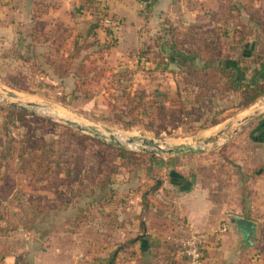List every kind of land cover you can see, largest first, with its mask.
Returning <instances> with one entry per match:
<instances>
[{"label": "rangeland", "instance_id": "rangeland-1", "mask_svg": "<svg viewBox=\"0 0 264 264\" xmlns=\"http://www.w3.org/2000/svg\"><path fill=\"white\" fill-rule=\"evenodd\" d=\"M231 2L226 10L231 7L233 13L184 31L187 36H178L177 41L202 55L196 59L198 68L208 56L229 58L238 61L249 79L254 68L264 66V0ZM26 3L0 0V264H117L124 244L131 250L128 242L136 234L129 230L132 220L137 216L141 227L148 217L145 206H140L141 195L162 187L158 172L165 165L175 168L174 174L204 171L217 178L227 199L234 196L229 203L241 201L238 190L245 191L249 201L257 180L247 175L244 181L242 175L257 166L250 151L264 125V77L244 83V89L224 91L226 75L219 74L197 104L191 85L174 73H178L174 49L167 48L168 60L160 68L147 59L137 60L131 51L127 62L116 66L94 55L91 46L85 48L92 40L79 35V53L70 60L61 56L69 45L64 31L57 33L48 26L42 35L30 38L35 14H26ZM155 22L142 42L157 36L158 43L167 42L163 28L175 25L168 19ZM210 40L215 44L209 53L204 48ZM115 43L111 39L104 44ZM180 106L189 115L185 119L176 114L172 123L168 113H180ZM257 108L258 117L238 123ZM162 111L165 121L159 116ZM66 120L110 132L123 147ZM129 136L152 139L164 149L185 144L203 150L143 151L135 147L141 141L126 142ZM118 149L126 151L124 157ZM108 192L113 195L109 205L103 199ZM251 217L258 221V216ZM263 224L253 240L255 260L249 264H264Z\"/></svg>", "mask_w": 264, "mask_h": 264}, {"label": "crops", "instance_id": "crops-1", "mask_svg": "<svg viewBox=\"0 0 264 264\" xmlns=\"http://www.w3.org/2000/svg\"><path fill=\"white\" fill-rule=\"evenodd\" d=\"M229 1L241 2V0H149L144 3L140 0H107L106 11L117 23L109 27L112 29L110 33L106 31L107 26L101 22L97 6L85 0H27L26 14L34 13L35 19L45 21L46 27L54 26L57 33L65 32L66 41L69 43L66 51L79 35L88 41L93 40L95 36L98 42L90 47L96 49L94 55L101 57L104 62L117 66L124 65L128 59V52L137 49L142 40L150 35L155 21L168 19L179 31L186 32L193 28L197 29L210 20L228 16L229 12L233 13L230 8L226 10V3ZM111 39L116 40L115 45L105 47L104 43ZM257 138L258 142H254L255 149L250 151V155L254 158V163L264 165V125L259 128ZM235 164L238 165V162ZM165 166L162 172H158L163 176L162 187L160 186L153 195L150 189L145 191L144 196L141 195L144 201L148 197L154 203H157V199L162 201V208L157 209L158 206L150 204L149 209H143L148 216L143 227H140L137 216L132 220L129 230L131 234L136 233L133 234V238L141 237L131 245V250L126 248L118 254L117 264H182L177 257L171 261V254L165 247L170 244L166 238L170 228L195 230L208 236L205 264H249L250 261H254L251 256L256 245L253 243L248 248L244 246L242 232L231 223L230 218L237 216L252 221L248 218L249 215L258 216V221L253 220L258 231L260 222L264 221V176L252 175L257 182L254 183L251 192L253 196L251 195L249 201L245 197V191L238 190L242 197L241 201L229 203L228 200L234 196L227 199L226 191L222 189L221 192V184L217 178L209 177L204 171L197 170L193 172L181 170L174 174L171 170L175 168ZM181 167L187 168L184 165ZM179 174L187 180L186 188L182 189L172 183L178 180ZM164 187L168 188L164 190ZM137 194V191L132 193L136 199ZM140 206L142 207V203ZM243 210L246 211L245 215H241ZM222 226H226L224 231L220 230ZM74 257L76 258L75 255Z\"/></svg>", "mask_w": 264, "mask_h": 264}, {"label": "trees", "instance_id": "trees-1", "mask_svg": "<svg viewBox=\"0 0 264 264\" xmlns=\"http://www.w3.org/2000/svg\"><path fill=\"white\" fill-rule=\"evenodd\" d=\"M231 6V5H230ZM233 7V6H232ZM232 10V8L230 7V11ZM233 11V10H232ZM102 14V13H101ZM101 14L99 17H101ZM32 17L34 18V20H31L30 25H32L31 29H30V38L33 37H38L39 35L43 34V31L46 27V22L40 19H35L36 17L34 15H32ZM109 17L111 19V24L110 26L106 27V31L108 33L111 32V26L117 25L116 20H114L113 16L109 14ZM162 24H166L165 20L163 21ZM169 29H165L163 28L164 34L167 39L165 41L167 42H162V43H158L157 39L158 36L156 37L155 41H149V42H142L141 46L138 47L135 50H131V52H133V55L136 56L137 60H141V59H147V61H150L152 64L155 65L156 68H160L162 65L166 64L165 61L168 60L167 57H169L167 48L169 49H174L175 50V65L178 69V73L174 72L175 74H179L180 76H182L183 81L186 85H191V87L193 88V97H194V101L198 104V103H202L203 99L208 95L209 93V89L207 90V87H209L210 83L212 82L213 77H217V75L219 74H224L225 76V82H223L222 84L225 86L224 91H229V90H239V89H244V83L248 82H254L257 78L260 79L262 77H264V66H262L261 68H254V72H253V76L249 79H247L246 77V73L243 71V69L241 68L240 64L238 63L237 60H232V59H219L218 60H214L212 57L208 56V58H202V62L203 65L201 68H198L196 65V59H199L202 57V55L199 52H196L195 50H192V48H189L186 44H179V42L177 41L178 36H187L185 35L183 32L179 31L178 28H175V26H168ZM176 32V33H175ZM163 39V38H161ZM96 37L94 36V39L92 40V42L90 44H87L85 48H87L88 46H93L96 42ZM77 40L75 39L74 42L72 43L71 47L66 51H63L64 53H62L63 57L67 58L69 57L70 60H72V58H74L76 55H78L80 47L78 46ZM214 44L212 43L211 40L207 43V46L204 48L205 51H209V53L211 52L212 48H214ZM167 46V47H166ZM32 48V46H31ZM90 47H88L89 49ZM84 49V48H83ZM158 49V50H157ZM198 49L197 51H200L201 49L198 47L196 48ZM200 49V50H199ZM87 50V49H86ZM88 51V50H87ZM202 51V50H201ZM149 56L151 58H149ZM69 63V62H68ZM55 65V64H54ZM77 78V77H76ZM176 89L179 95V86L176 85ZM140 99H144V97H140ZM162 108L164 109V107L162 106ZM184 107L180 106V113H176V112H169L168 115H170V117H168V120H172V123L175 122L174 117L176 116V114L180 117L184 116L185 119H187V113H184ZM160 117H162V120L165 121L166 118H164L165 116H167L166 113H164L162 111V113L160 112L159 114ZM191 119V118H190ZM189 119V120H190ZM174 120V121H173ZM218 121H212L211 124L215 125L217 124ZM126 151L123 149H118V153L120 157H124ZM233 167H237V164H235L234 162L231 164ZM251 177L252 175H263L264 176V165L263 164H259L257 165L251 173L249 174H243V178L244 181L247 180L248 176ZM226 176V175H225ZM246 177V178H245ZM255 177V176H254ZM46 179V178H45ZM253 179V178H251ZM187 180L185 179L184 176L179 174L178 180L173 181L172 183L174 185H177L180 188H186L188 185L186 184ZM160 188V186H156L153 188L151 195L154 194L155 191H157ZM245 188V186H244ZM115 191V190H114ZM112 190V192H114ZM112 192H108L103 199H107L108 204L111 203L113 201L112 199ZM107 195H109V197H107ZM145 202V203H144ZM144 202H142L145 206L144 209H149L150 204H152V206H158L157 209H161L163 202L157 199V203L154 202H149L147 203V201L145 200ZM107 205H103V206H107ZM246 211L243 210L241 212V215H245ZM249 219H252L251 215L248 216ZM254 220V219H252ZM255 221V220H254ZM158 224V223H157ZM145 226V225H144ZM143 227V226H141ZM171 230L166 233V234H173V233H177V232H186L190 229H181V230H175L173 228H170ZM163 234V233H162ZM160 234V235H162ZM165 235V234H163ZM141 236H137L135 238H131L128 242L129 246H131L133 243H135L137 240H139ZM125 245V249L126 244ZM121 246H119V249H121ZM167 251L169 254H171V261H174V257H176V253H177V248L176 246L170 242V244L165 245ZM120 251V250H118ZM118 252H113V254H111V259L114 258V256L117 254ZM110 259V260H111ZM205 259H206V253H205ZM182 264L184 263L183 259H180Z\"/></svg>", "mask_w": 264, "mask_h": 264}, {"label": "water", "instance_id": "water-1", "mask_svg": "<svg viewBox=\"0 0 264 264\" xmlns=\"http://www.w3.org/2000/svg\"><path fill=\"white\" fill-rule=\"evenodd\" d=\"M141 2H148L149 0H140ZM10 96L14 97V94H10ZM28 105H35L34 103H27ZM12 106L14 107H19L20 109L25 110L26 107L23 105H18L15 102L11 103ZM260 114V108H257L255 110H251L248 111L247 114L243 115V117L238 121V123H242L245 124L247 122H249L250 120L258 117V115ZM66 123L69 125H74L76 126L80 131H85L88 133H91L92 135H94V137L96 138H100L103 140H108V142L112 145L118 146V147H123L121 141L119 139H117V137L108 132V134H103L100 130H98L96 127L93 126H84L81 124H78L76 122L70 121V120H66ZM135 141H141L142 142V147L141 149L143 151H149V148H155L157 149V151L162 152V153H168V154H181V153H195V152H200L203 149L200 147H193V146H189V145H185V144H178L173 146L172 148H167L164 149L162 147H160V143L157 141H154L152 139H147L141 136H129L127 139V143H133ZM231 223H233L237 228H239L242 232V243L244 244L245 247H249L253 245V240L256 237V223L245 219V218H240L237 216H232L230 218Z\"/></svg>", "mask_w": 264, "mask_h": 264}, {"label": "built area", "instance_id": "built-area-1", "mask_svg": "<svg viewBox=\"0 0 264 264\" xmlns=\"http://www.w3.org/2000/svg\"><path fill=\"white\" fill-rule=\"evenodd\" d=\"M93 2L101 14V22L105 26H110L111 19L106 11L105 4L107 0H85ZM226 226L220 228L224 231ZM166 238L177 248L176 257L183 259L185 264H205V253L207 250L208 236L199 231L188 230L186 232H177L167 234Z\"/></svg>", "mask_w": 264, "mask_h": 264}, {"label": "bare ground", "instance_id": "bare-ground-1", "mask_svg": "<svg viewBox=\"0 0 264 264\" xmlns=\"http://www.w3.org/2000/svg\"><path fill=\"white\" fill-rule=\"evenodd\" d=\"M117 139H118V138H117ZM135 143H137V144H135V147H142V144H141L140 142H139V143H138V142H135ZM162 146H164V144H162ZM162 146H161V147H162Z\"/></svg>", "mask_w": 264, "mask_h": 264}]
</instances>
